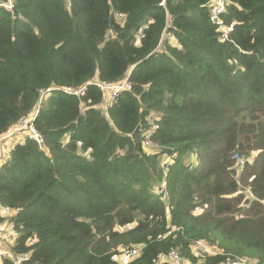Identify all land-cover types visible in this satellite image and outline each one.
<instances>
[{
  "label": "trees",
  "instance_id": "16d2710c",
  "mask_svg": "<svg viewBox=\"0 0 264 264\" xmlns=\"http://www.w3.org/2000/svg\"><path fill=\"white\" fill-rule=\"evenodd\" d=\"M67 1L0 7V136L41 92L87 85L79 99L46 94L33 122L41 147L23 138L0 162V202L20 209L13 253L119 264L118 247L143 245L128 264H170L172 251L192 264H264V0H225L227 40L210 22L213 0ZM127 74L131 91L102 114L94 83ZM235 152L253 163L239 171ZM197 241L219 254L196 257Z\"/></svg>",
  "mask_w": 264,
  "mask_h": 264
},
{
  "label": "built area",
  "instance_id": "2783aa9c",
  "mask_svg": "<svg viewBox=\"0 0 264 264\" xmlns=\"http://www.w3.org/2000/svg\"><path fill=\"white\" fill-rule=\"evenodd\" d=\"M14 0H0V7L4 8L7 11H12ZM67 4L70 5L69 0ZM160 6L164 7V3H161ZM226 8V1L225 0H213L211 9H210V22L215 25L218 31L221 33L222 39L227 40L229 35V28H226L223 25L221 16L224 14ZM114 17L117 19H123L125 16L124 14L115 13ZM170 22H167V26L170 25ZM166 26V27H167ZM141 33V31H140ZM172 33L167 29L164 28L160 42L158 45V49L160 51H164V44L166 42L171 41ZM129 74H127L123 79L117 82H106V81H96L94 85L98 88L101 94V102L96 106L99 111L104 114L107 109L111 106L112 102H114L118 96L124 91H131L132 86L129 82ZM91 84V82H90ZM87 85H83L81 87H51L47 90L41 92L40 99L36 108L29 112L25 117H23L17 124H15L9 131H7L4 135L0 136V158L3 155V152L7 150V146L5 142L7 138L15 133V132H22L24 131L25 138L33 140L36 142L39 147H41L43 142V137L40 133H38L34 126L33 122L38 114V110L42 100L45 98L46 94L49 95L50 92L54 90L62 91L66 95L74 96L76 98H80L85 90ZM86 107L81 104L80 112L84 113ZM147 122L150 125V128L145 130L143 140H142V147L145 151L149 152L153 148V143L151 142L152 133L153 131L157 130L158 128V117L151 113L147 117ZM88 156V154H87ZM255 154L250 155H241L238 152L233 153L232 160L234 161V166L239 170L242 171L245 165H250L253 163ZM88 159L89 156L87 157ZM163 190H161V193ZM252 197V195H250ZM199 208H196V212ZM20 211L19 208H12L8 205H5L0 202V264H3L5 260H10L13 264H27L30 259V255L28 253L23 254H14L13 248L16 246L17 241L19 240L21 234L18 230L15 217ZM129 224L126 225L128 228ZM118 229H122L121 226H117ZM34 241L30 240L28 242V246H33ZM143 249V245L128 247L127 249L122 251L120 257L118 258L119 264H128L129 262L135 260L141 255ZM193 253L196 257H204L205 255L215 256L219 254V251L214 246H209L202 241H197L192 245ZM198 251V255L196 254ZM170 264H192L182 258L177 252L172 251L169 253L167 257ZM219 264H260L256 260H249L247 258H227L223 262Z\"/></svg>",
  "mask_w": 264,
  "mask_h": 264
},
{
  "label": "rangeland",
  "instance_id": "374dc122",
  "mask_svg": "<svg viewBox=\"0 0 264 264\" xmlns=\"http://www.w3.org/2000/svg\"><path fill=\"white\" fill-rule=\"evenodd\" d=\"M104 114L106 115V112H104ZM11 129V128H10ZM11 131V130H10ZM24 134V131H23V133H21V132H15V133H13V134H11L8 138H7V141L5 142V145L7 146V150L5 151V152H3V155H2V157L0 158V162H2V161H4L5 159H6V157L9 155V152H10V150L12 149V147L14 146V144L15 143H17V142H21L22 141V139L23 138H25V136L23 135ZM155 150V149H154ZM153 150V151H154ZM153 151H149V152H147V153H151V152H153ZM251 154H255V153H251ZM167 160L168 158H167V156H162L161 158H160V161H163V160ZM132 227V225H129L128 226V228H131ZM117 230H119V231H121V229H117ZM125 248L126 247H124V246H121V247H118V253H116L115 255H114V260H116L117 262H118V258L120 257V255H121V253H122V251L123 250H125ZM127 249V248H126ZM196 254L198 255V251H196ZM199 258H201V257H199ZM240 258H246V257H240ZM248 259V258H247ZM249 260H254V259H249ZM191 263V262H190ZM194 264V263H193ZM196 264H202V261L201 260H199V261H197V263Z\"/></svg>",
  "mask_w": 264,
  "mask_h": 264
}]
</instances>
